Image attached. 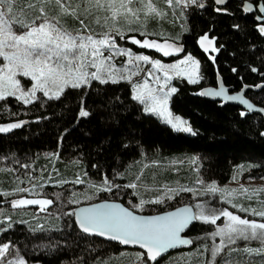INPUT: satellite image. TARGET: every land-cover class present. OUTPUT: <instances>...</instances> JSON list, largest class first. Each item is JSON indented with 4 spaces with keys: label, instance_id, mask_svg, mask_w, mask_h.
Returning a JSON list of instances; mask_svg holds the SVG:
<instances>
[{
    "label": "trees",
    "instance_id": "1",
    "mask_svg": "<svg viewBox=\"0 0 264 264\" xmlns=\"http://www.w3.org/2000/svg\"><path fill=\"white\" fill-rule=\"evenodd\" d=\"M246 1L230 0L225 8L217 11L213 0H209L204 10L192 7L187 11L182 24L168 10L160 22H151L153 30L150 32L163 33L160 40L167 38L168 43L184 48L176 57L191 54L200 61L201 82L179 81L170 102L173 112L188 119L196 135L174 131L158 117L145 113L143 105L132 98L127 82L100 84L94 81L91 87L66 89L59 99L39 94L31 104L14 97L0 101V125L23 122L20 128L0 133V169H4L0 172V193L13 191L19 183L17 177L26 181L19 184L20 187H32L27 180L35 177L33 183L37 189L39 184L40 187L46 184L41 191L54 199L46 211L32 212L35 214L32 217L16 213L13 210L17 209L10 203L12 198L27 197L28 193L0 195L3 212L0 220L11 216L12 221L11 228L7 223L0 224V229L8 228L0 232V244L11 242V253L28 264H133L142 251L123 249L80 231L75 217L65 214L85 204L70 203L71 199L81 201L93 193L94 203L120 201L134 211L156 214L183 204L195 207L190 200L191 192L181 191L171 201L148 203L140 210L132 206L138 204L135 191H142V187L136 190L124 186L142 185L143 179L150 182L149 177L154 175V186L159 189L163 187V180L175 178L184 181L177 189L194 190L199 186L200 190H205L213 183L227 185L238 172L237 179L245 174L246 178L263 181L264 115L212 102L198 94L203 88L217 87L222 82L234 92L243 91L251 103L264 109V87H261L264 85V33L259 31L264 27V20L256 19L264 17V13L259 12V6L244 11ZM257 1L264 5V0ZM66 20L74 23L70 18ZM204 35L215 39L214 47L218 51H212L209 46V51L204 52L199 44ZM144 51L150 55L155 52ZM253 68L257 71H252ZM82 106L90 112L88 117H79ZM241 112L246 114L242 116ZM52 153L58 154V158L49 155ZM186 154L189 159L185 158V162L195 161L193 179L185 175L186 167L177 173L166 171L168 157ZM24 164L30 167H22ZM142 165L146 176L137 179L142 176ZM105 177L121 187L94 194L95 188L91 185L100 187ZM77 178L85 183H74ZM60 181L67 183L60 185ZM25 208L34 210L36 206ZM212 226L198 222L188 233L193 247L173 253L157 264H169V261L170 264L177 261L204 264L210 253H202V250L212 246ZM236 249L228 257L235 264L260 259L245 255L241 246ZM217 264L223 262L218 259Z\"/></svg>",
    "mask_w": 264,
    "mask_h": 264
},
{
    "label": "snow or ice",
    "instance_id": "2",
    "mask_svg": "<svg viewBox=\"0 0 264 264\" xmlns=\"http://www.w3.org/2000/svg\"><path fill=\"white\" fill-rule=\"evenodd\" d=\"M162 2L169 8L180 6L183 9L190 5L204 7L200 0H162ZM159 3L160 0H0V60L6 62L0 63V101L15 97L24 104H31L38 99L37 92H42L48 99H59L66 89L91 87L93 81L100 84H115L122 80L131 81V75H136L137 72L124 75L123 71L117 69L112 63L113 58L117 56L127 57L129 65H134V62L152 64L156 71L163 72V86H167L169 80L172 79L170 72H175L177 77L187 76L191 84L199 83L202 78L199 75L200 61L191 54L178 63L164 65L159 60H150L148 55H136L130 49L121 48L118 45L117 38L123 39L127 32H138L144 37L153 34L146 30L148 21L166 16L164 9L158 6ZM215 3L225 4L226 0H215ZM258 10L264 13V5H259ZM244 11H252V5L247 4ZM67 18H71L76 26L69 28L66 23ZM256 19L264 20V17L257 16ZM134 25L136 27H133ZM259 31L264 33V27H260ZM155 35L162 36L163 33H155ZM130 42L143 49H155L165 57L184 51L182 46L168 43L167 38L164 43H160L156 40L148 38L141 40L132 36ZM199 44L205 53L209 51V46L212 51H218L214 47L215 39H209L208 35L202 36ZM212 59L214 61L215 57ZM89 68L95 71H89ZM252 71H257V69L253 68ZM18 74L34 82L28 90H25L21 80L16 78ZM147 75L154 76L155 81L160 83L161 77L155 75L154 72L149 71ZM176 92L175 87L167 91H164L163 87L153 89L145 79L142 85L135 86V95L132 98L144 105V112L162 117L174 131L196 135L186 120L174 116L170 111L169 101ZM198 94L223 97L225 101H238L249 111L256 110L253 104L244 98L243 92L229 95L222 82L219 90L208 89ZM245 114L241 112L242 116ZM78 115L88 117L90 112L82 106ZM22 123L0 125V133H8L20 128ZM49 155L58 158L56 153ZM22 167L29 168L30 165L24 164ZM2 171L4 169H0V172ZM237 176H233V179H237ZM16 179L19 183L15 189L4 191L0 195L5 197L19 193L40 195L36 192L37 185L33 183L35 177H29L27 180L32 187H20L19 184H24L26 181L20 180L19 177ZM198 182L203 183V181ZM59 183L63 185L67 181ZM74 183L83 184L85 181L77 178ZM91 186L96 188V185ZM119 187L121 186L114 185L105 177L97 190L112 192L113 188ZM124 187L136 189L137 184L129 183ZM181 191L191 192L193 189L169 188L166 192L171 195H167L166 198L171 199ZM207 191L226 193V199L228 196L240 195H243L245 199H252L255 193L264 192V189H249L244 186L239 189H220L213 183L208 186ZM93 198V196L87 197L89 200ZM57 199H59V194H57ZM69 202L79 203L76 199H71ZM163 202L162 198L150 201L141 199L132 207L143 210L146 203L161 204ZM228 202L239 212L260 217L261 220L242 217L227 208H210L205 211V206L202 204L195 205L199 209L195 213L191 207H183L166 215L144 217L134 214L129 208L119 203H100L73 209L65 215L74 216L79 229L84 233L106 237L122 245H138L144 251L137 254L133 264H157L158 259L166 255L169 250L179 245L193 243V240L181 236V233H184L193 223L203 222L217 225L223 217L226 218L227 223L223 227H217L210 234L213 240L219 237V243L211 248L205 246L202 250V253H210L204 264H217L218 259L223 264H235L228 257L230 253L237 251L232 246L238 240L257 241L260 244L257 248L242 249L245 255L260 257V259L242 261L241 264H264V200L258 201L259 207L256 208L238 202L233 203L231 200ZM10 203L13 209L39 205L40 211H46L47 207L53 204V200L22 197L13 199ZM0 215H3L2 210H0ZM4 223L11 228V216L0 220V224ZM8 228L0 229V232H6ZM12 248L11 242L0 244V264H27V261L19 256L9 258Z\"/></svg>",
    "mask_w": 264,
    "mask_h": 264
},
{
    "label": "rangeland",
    "instance_id": "3",
    "mask_svg": "<svg viewBox=\"0 0 264 264\" xmlns=\"http://www.w3.org/2000/svg\"><path fill=\"white\" fill-rule=\"evenodd\" d=\"M200 2H202L203 4H208L209 3V0H200ZM158 6L161 7V8H163L166 13L168 11H170V14L179 23H181V24L183 22H185L187 11H189L192 7L199 8L197 5H190V6L186 7V8H183V9L180 6H176L174 8H169L163 2L162 3L160 2L158 4ZM162 19L163 18H161V19H155V20L157 22L158 21L160 22V20H162ZM152 21H154V20H149L148 23H147V29L146 30L149 33H153V32H150V30H153V28L151 27V22ZM66 23H67V26L69 28H72V27L76 26L74 23H69L67 20H66ZM133 27H136V26L134 25ZM130 34H135L133 36H135L137 39H141V40L144 39V38H148L150 40H156L157 42H160V43H164L165 40H160L159 38L163 39V36L155 35L154 33L152 35H149L147 37H144V36H141L138 32H127L126 33V36L123 39H121L119 37L117 38V43H118V45L121 48L130 49L136 55H148L149 58H150V60H159L164 65H171V64H174V63H178L180 60L184 59L188 55L187 54V55H183L181 57H176V56H178V53H174L173 55H170V56L165 57L161 52L156 51L155 49H143V48H140L138 45H133L130 42V37L131 36L127 37ZM144 50H152L151 51L152 53H153V51H155V52H154V55L153 54L150 55V54L146 53V51H144ZM106 55H107V53H106ZM161 57H164V58L173 57V59L172 60H169V61H166V60L162 59ZM193 57L198 60L197 57H195V56H193ZM0 63H6V62L0 60ZM112 63L115 65V67L117 69H120L121 71H123V74L126 75V76L127 75H131V72H137L136 75H131V81H128V80H122V81H120V82H127V83L130 84L131 91H132V96L135 95V86L137 84L142 85L145 79L148 80L149 86L151 88H153V89H160V88L163 87V90L164 91H167V90H169L172 87H175L176 89H178L177 83L179 81L185 80V81L188 82L187 76L177 77L176 74H175V72H170L169 75L172 77V79L169 80L167 86H163V72L156 71L153 68L152 64H145L143 62H134V65H129L127 63V57H120V56L114 57L113 60H112ZM138 69H139V71H138ZM88 70L89 71H95V69H93V68H89ZM149 71H152V72H154L155 75L161 77L160 83H157L155 81L154 76L153 77H149L147 75V73ZM199 75L201 76V64H200V72H199ZM16 78L21 80V84L25 88V90H28V88H30L31 84L34 83V82L30 81V78L22 77L19 74L17 75ZM200 82H201V79H200ZM39 94H43V93L42 92H37L36 95L38 96ZM174 95H175V93L171 96L170 101H169L170 111L173 113L174 116H179L181 119L186 120L190 124V122L188 121V119H186L185 117H183V116H181L179 114L174 113L173 110L171 109L170 102H171V99H172V97ZM143 107H144V105H143ZM147 114H149V113H147ZM158 118L162 122H164V120H163L162 117H158ZM168 126H170V125H168ZM182 133H184V132H182ZM185 134L192 135V134H189V133H185ZM178 156L179 155H174V156H172V158L171 157H168L166 159V171H172L173 172V170H175L176 171L175 173H177L178 170H184V168L186 167L187 168L186 169L187 170V174H185V175H187V176L189 175L187 177L188 179H193L195 177V175H194V170L195 169H192V167H194V164H193V162H191L192 164H190V161L185 162V158H188L189 159V157H188L189 155L186 154L185 156H180V157H178ZM153 165H155V163ZM143 166L144 165L141 166L142 170L140 172V175H142V176L139 177L140 179H142V177H145L146 176L145 173H147V172H144L145 166L144 167ZM155 178H156L155 175L149 177V179L151 180L150 182H148L147 179L146 180L143 179V181H141V182H143V184L142 185H140V184L137 185V187H139V188L142 187V191H135V193H136V195L138 197V203H139V201L141 199H143L145 201H150V200H154L156 198H162V199H164V202L171 201L174 197L171 198V199L166 198L167 195H171V193H167L166 192V189H169V188H171V189H177L179 187V185L184 184V181H181V179H175V178H172L171 179L170 178L169 180H167V179L166 180H163V187L159 189L158 187H155L154 186L153 181H155ZM162 179L163 178L161 177L160 180H162ZM78 184H80V183H78ZM41 185L42 186H45L46 184H41ZM79 186L82 187V185H79ZM216 186L218 188H220V189H229V190L230 189H239L241 186L247 187L249 189H264V180L263 181H258V180H255V179H249V178H246L245 177V174H241L239 179L232 180L227 185H216ZM37 187L38 186H36V192H38L40 195L37 196V195H32V194H29L28 193L29 196H27L26 198H28V199H45V198L46 199H51L52 198V197L49 198L48 197V194H46V192L41 191L40 184H39V189H37ZM143 187H145V188L143 189ZM98 188L99 187L96 186L95 191H94V194L101 193L100 191L97 190ZM207 188L208 187H206L205 190H200L199 189V186L196 187V189H194L193 191H191V194H192V195H190L191 197L188 195L190 197V200L195 205H197V204L204 205L205 206V211H207L210 208H216V209H224V208H227L228 210L233 211L236 214L241 215L242 217L247 216V218H249V219L261 220L260 217H253V216H251L248 213H241V212L238 211V209L232 208V205H231V203L228 202V200H231L233 203H237L238 202V203L243 204L245 206L250 205L251 207L256 208V207H259L258 201L264 200V192H257V193H255L252 199H245V197L243 195H240V196H228L227 199H226L225 198L226 195H227L226 193L222 194L219 191L216 192V193L208 192L207 191ZM78 189H79V191H82L80 188H78ZM136 190H139V189H136ZM92 194L93 193H90L89 195L88 194L87 195L88 196H91ZM19 198H21V197H19ZM19 198L18 197H14L11 200H13V199H19ZM51 200L54 201L53 198ZM94 201H96V198H93V199L89 200L86 197L85 199L79 201V203L77 205H81V204H91V203H94ZM146 204H148V203H146ZM33 206H36V209L33 210V209H30V208H21V209H17V210H13V211H15L16 213H18L17 211H19L22 214H25V215L27 214V215L33 217L35 214L34 215L31 214L32 212H34V213L35 212L37 213V211L40 212L39 205H33ZM198 211H199V209L196 208V212H198ZM136 212L141 213L139 210H136ZM42 217L44 218L43 215H42ZM45 217L48 218V215L45 216ZM225 223H227V220H226V218H223L222 217L221 220L217 222V225L212 226L213 231H215L217 227H223ZM219 241H220V238L219 237H216L215 240L212 241V246L214 244H218ZM237 246H241L242 248H245V247L257 248V247H260V244L257 241L246 242V241H243V240H238L237 243L235 245H233L232 247L236 249ZM15 257H16L15 253H11V256L9 258H15Z\"/></svg>",
    "mask_w": 264,
    "mask_h": 264
},
{
    "label": "water",
    "instance_id": "4",
    "mask_svg": "<svg viewBox=\"0 0 264 264\" xmlns=\"http://www.w3.org/2000/svg\"><path fill=\"white\" fill-rule=\"evenodd\" d=\"M213 2H214V4H215V7H217V8H225V7L228 5V3L230 2V0H226V3H225V4H221V5L216 4V3H215V0H213ZM207 7H208V4H204V7H202V8L199 7V10H204V9L207 8ZM220 85H221V82H219V84H218L217 87H213V86L205 87V88H203V89L201 90V92H202V91H205V90H208V89L219 90ZM223 86H224V85H223ZM224 87L227 89L229 95H236V94H238V93L243 92V91H240V92H234L232 89H229V88H227L226 86H224ZM243 95H244V92H243ZM200 96H201V95H200ZM201 97L204 98V99H207V100H209V101H212V102L221 103V104H223V105H230V106L238 107V108L242 109L243 111H245V112H247V113L258 114V115H264V111H260L261 108L257 107V106L254 105L253 103H252V104H253V106H254V108H255L256 110H254V111H249L245 105L239 103L238 101H225V100L223 99V97H211V96H201ZM244 98L247 99L245 96H244ZM247 100H249V99H247ZM249 102L251 103L250 100H249ZM100 203H119V204H121L122 206L127 207L124 203H122V202H120V201H107V200H105V201H99V202H95V203H91V204H85V205H82V206L78 207L77 209L82 208V207H90V206H93V205H96V204H100ZM183 207H191V208H192V211H193L194 213L196 212L195 207H194L193 205H191V204H183V205L178 206V207H176V208H174V209H171V210H168V211H165V212L156 213V214H143V213L136 212V211L132 210V209L129 208V207H127V208H129L131 211L134 212V214H136V215H138V216L151 217V216H157V215H166V214H168V213H170V212L177 211L178 209L183 208ZM197 223H198V222L193 223V224L190 226V228L186 229V231H185L184 233H181V236H182L183 238L190 239V237L188 236V233H189V231H190V230H191V229H192ZM77 225H78V223H77ZM80 231H81L83 234H85V235H88V236H92V237L98 238L99 240L106 241V242H110V243H114V244H118V245H120L123 249L137 250V251H142V252L144 251L143 249L139 248L138 245H122V244H120L119 242L109 240V239L106 238V237H101V236H99V235H95V234L84 233L81 229H80ZM192 247H193V243H192V244H189V245H179L177 248L172 249V250H169V252H168L166 255L161 256V257L158 259L157 262H159L160 260H162V259L168 257L169 255H171V254H173V253H176V252H179V251H184V250H189V249H191Z\"/></svg>",
    "mask_w": 264,
    "mask_h": 264
},
{
    "label": "flooded vegetation",
    "instance_id": "5",
    "mask_svg": "<svg viewBox=\"0 0 264 264\" xmlns=\"http://www.w3.org/2000/svg\"><path fill=\"white\" fill-rule=\"evenodd\" d=\"M247 4H251L252 5V9L256 6H259V5H263L262 1H257V0H247L245 3H244V7L247 5ZM243 7V8H244Z\"/></svg>",
    "mask_w": 264,
    "mask_h": 264
}]
</instances>
